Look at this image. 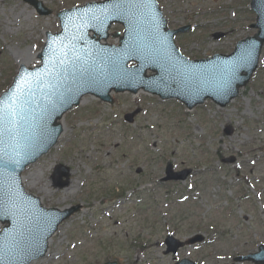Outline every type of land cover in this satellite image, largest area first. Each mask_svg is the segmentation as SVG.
<instances>
[{
	"label": "rangeland",
	"instance_id": "obj_1",
	"mask_svg": "<svg viewBox=\"0 0 264 264\" xmlns=\"http://www.w3.org/2000/svg\"><path fill=\"white\" fill-rule=\"evenodd\" d=\"M40 1L49 15H37L23 0H0V93L18 65L37 64L45 33L59 29L57 11L96 0ZM157 1L170 29L191 26L174 36L188 59L229 54L255 32L247 27L254 22L249 0ZM109 32L120 33L121 26ZM215 32L224 36L216 40ZM81 99L63 116L56 145L22 172L24 189L43 206H80L30 264H173L162 253L168 233L204 237L180 249L179 259L250 264L233 257L264 245V47L251 80L224 107L206 101L187 110L142 91L113 94L111 104ZM134 110L132 123H125L123 115ZM57 164L70 170L63 188L51 183ZM166 164L190 172L164 184Z\"/></svg>",
	"mask_w": 264,
	"mask_h": 264
},
{
	"label": "water",
	"instance_id": "obj_2",
	"mask_svg": "<svg viewBox=\"0 0 264 264\" xmlns=\"http://www.w3.org/2000/svg\"><path fill=\"white\" fill-rule=\"evenodd\" d=\"M25 1L39 15L50 13L40 2ZM250 7L256 14V23L251 25L258 29L256 34L237 42L227 56L193 62L182 59L172 42L175 33L187 28L166 30L155 0H105L57 14L61 31L47 34L38 54L41 65H20L0 95V264H28L42 257L47 240L78 209L43 208L20 181V172L56 143L62 115L87 93L111 103V90L136 93L142 89L162 99L177 98L188 109L206 98L225 106L254 72L264 43V0H250ZM112 22L124 27L117 47L100 45L87 36L92 29L105 39ZM130 60L136 66L127 68ZM147 70L153 74L146 75ZM136 113L124 119L131 122ZM188 172H172L168 165L162 180H184ZM52 179L55 187L67 185L68 169L56 166ZM201 239L195 236L186 243ZM165 244L164 253H175L183 246L171 236ZM239 260L264 264V247Z\"/></svg>",
	"mask_w": 264,
	"mask_h": 264
},
{
	"label": "bare ground",
	"instance_id": "obj_3",
	"mask_svg": "<svg viewBox=\"0 0 264 264\" xmlns=\"http://www.w3.org/2000/svg\"><path fill=\"white\" fill-rule=\"evenodd\" d=\"M22 63H23V62H22ZM23 64H25V63H23ZM22 180L24 181V178H23V177H22ZM23 181H22V182H23Z\"/></svg>",
	"mask_w": 264,
	"mask_h": 264
}]
</instances>
